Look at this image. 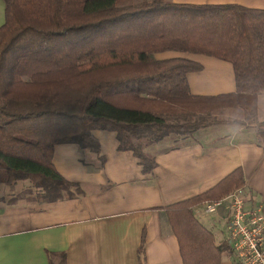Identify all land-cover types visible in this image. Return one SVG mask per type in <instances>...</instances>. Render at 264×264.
Here are the masks:
<instances>
[{
	"label": "trees",
	"instance_id": "obj_1",
	"mask_svg": "<svg viewBox=\"0 0 264 264\" xmlns=\"http://www.w3.org/2000/svg\"><path fill=\"white\" fill-rule=\"evenodd\" d=\"M0 25V202L74 198L79 183L61 176L54 146L74 143L96 154L93 130L114 131L118 150L132 151L143 173L156 166L144 148L170 134L230 119L218 110L239 108L243 126L264 139L254 90L264 87V9L234 3L171 0H3ZM166 51L213 56L233 66L236 91L194 95L187 74L203 65ZM240 167L213 187L162 207L177 236L183 264H221L229 243L217 240L194 208L243 188ZM223 209V207H220ZM264 212V202L262 204ZM145 234L138 264H147ZM48 264H67L65 251L46 250Z\"/></svg>",
	"mask_w": 264,
	"mask_h": 264
},
{
	"label": "crops",
	"instance_id": "obj_2",
	"mask_svg": "<svg viewBox=\"0 0 264 264\" xmlns=\"http://www.w3.org/2000/svg\"><path fill=\"white\" fill-rule=\"evenodd\" d=\"M178 3H234L264 9V0H171ZM4 2L0 0V25ZM186 57L203 65L189 72L194 95H219L236 91L230 62L201 54L166 51L156 57ZM229 114L239 108H225ZM227 112V111H226ZM225 112V113H226ZM260 120L264 115L258 109ZM228 118L225 119H229ZM104 157L74 143L54 146L53 164L65 179L80 184L84 193L74 198L38 202L18 199L0 202V264H48L46 250L65 251L67 264H138V247L145 234L147 264H183L177 236L162 209L166 204L213 187L232 170L244 174L245 202H264V139L252 126L233 133L231 123L197 130L192 136H167L144 148L156 163L143 173L136 155L118 150L114 131L93 130ZM194 208L196 216L217 240H224V209L215 213ZM226 240V239H225ZM221 264H237L223 253Z\"/></svg>",
	"mask_w": 264,
	"mask_h": 264
},
{
	"label": "built area",
	"instance_id": "obj_3",
	"mask_svg": "<svg viewBox=\"0 0 264 264\" xmlns=\"http://www.w3.org/2000/svg\"><path fill=\"white\" fill-rule=\"evenodd\" d=\"M207 213L223 207L226 235L237 264H264V212L262 204L245 202L242 188L203 204Z\"/></svg>",
	"mask_w": 264,
	"mask_h": 264
},
{
	"label": "clouds",
	"instance_id": "obj_4",
	"mask_svg": "<svg viewBox=\"0 0 264 264\" xmlns=\"http://www.w3.org/2000/svg\"><path fill=\"white\" fill-rule=\"evenodd\" d=\"M254 92L256 106L260 110V113L264 115V87H259L255 89ZM240 116L241 113L237 110H234L233 113L230 114L229 119L231 120V129L234 134L239 132L243 125V120L240 119Z\"/></svg>",
	"mask_w": 264,
	"mask_h": 264
},
{
	"label": "rangeland",
	"instance_id": "obj_5",
	"mask_svg": "<svg viewBox=\"0 0 264 264\" xmlns=\"http://www.w3.org/2000/svg\"><path fill=\"white\" fill-rule=\"evenodd\" d=\"M137 1H141V0H118V4L122 5V4L131 3V2H137ZM213 115L217 116V117H223V118H228V116H230L229 110H224V109L216 111L215 113H213ZM241 119H243V116H242ZM258 119L260 120L259 116H258ZM168 136H170V137H175L176 136L177 137V136H180V135H178V134H170ZM28 184H29L28 181L18 182V184L16 185L15 189H11L8 186L2 185V186H0V194H5L6 195L8 192H17L22 187H24L25 185H28Z\"/></svg>",
	"mask_w": 264,
	"mask_h": 264
}]
</instances>
